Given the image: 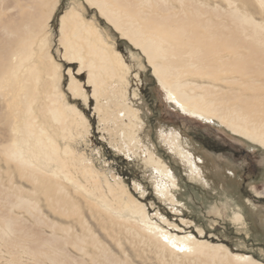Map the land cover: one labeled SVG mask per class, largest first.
<instances>
[{"label": "rangeland", "instance_id": "obj_1", "mask_svg": "<svg viewBox=\"0 0 264 264\" xmlns=\"http://www.w3.org/2000/svg\"><path fill=\"white\" fill-rule=\"evenodd\" d=\"M53 1L56 7L39 36L45 39L47 54L60 64V76L56 77L58 102L72 106L74 111H67L62 124L49 118L45 128L58 146L63 170L72 183L62 179V169L57 180L64 184L67 197L62 192L56 194L54 181L29 183L18 176L16 168L6 167L0 152V264H203L157 248L144 231L94 208L88 196L99 194L113 205L119 204V197L122 202L137 201L163 229L188 233L205 244L249 255L264 264V147L233 132L227 119L187 113L170 102L146 57L121 38L95 8L83 0ZM107 1L108 7L125 10L129 16L139 12L148 14V22L183 25L186 33L181 38L192 47L198 46L199 69L200 59L207 57L209 43L215 40L229 44L219 55H229L230 68L241 57L251 71L250 77L264 80V75L255 72L256 68L264 71V29L256 28L258 35L252 37L253 27L230 12L238 8L237 13L264 27V0ZM13 2L0 0V47L8 39L7 27L16 18ZM69 8L94 26L112 57L121 61L116 64L121 80L102 73L103 83L94 84L88 80L86 68L79 71L78 62L62 60L59 16ZM213 32L228 37L230 42H221ZM188 48L184 45L183 51ZM68 68L81 89V95L75 98L67 89ZM190 79L203 85L204 94L220 112L234 115L237 110L248 111L238 99L243 86L236 92L233 89L239 88L237 83L213 81L203 74L191 75ZM125 106L134 110L137 118L117 117ZM259 109L264 111V106ZM261 113L257 117H264ZM161 130H172L180 136V146L192 154L195 170L161 136ZM128 131L132 132L130 137ZM148 157L159 159L171 170L176 187L169 185V189L174 200L159 194V175ZM49 163L60 164L59 160ZM9 174L14 179L10 180ZM14 193L32 197L35 209L27 212L13 207ZM237 213L242 216L238 220ZM7 218L11 219L9 229H2ZM74 242L83 250L75 248ZM227 261L237 264L230 258Z\"/></svg>", "mask_w": 264, "mask_h": 264}, {"label": "bare ground", "instance_id": "obj_2", "mask_svg": "<svg viewBox=\"0 0 264 264\" xmlns=\"http://www.w3.org/2000/svg\"><path fill=\"white\" fill-rule=\"evenodd\" d=\"M83 1L95 8L121 38L126 39L146 57L152 68V75L170 102L175 103L187 113L199 116L216 115L218 119H227L233 132L240 133L264 147V120H261L264 117L263 115L257 117L264 112L263 109H259L264 106V93H262L264 92V80L250 77L251 71L242 64L245 60L241 61V57H237L235 64L230 68L229 55H219L221 51L229 48V44L221 45L218 41H210L208 55L204 60L200 59L202 67L199 69L197 67L199 63L196 61L198 60L196 56L199 51L198 46L192 47V44H186L181 38L186 33V30L182 28L183 25H169L157 20L148 22L149 17H145L148 14L143 16L139 12L137 13L139 16L136 13V16H129L125 10L108 7L107 0ZM148 2L149 0H142L140 3L147 4ZM13 3L16 8V18L7 27L8 39L0 47V152L4 156L6 167L16 168L21 179L34 184L54 181L57 185L56 194L62 192L63 196L67 197L64 184L57 180L60 176L58 174L62 169L64 174H60H63L64 181L72 180V178L63 170L65 164L58 156V146L51 134L46 131L45 123L51 119L58 122L61 120L62 124L67 111H74V108L64 103L61 106L58 102L56 92L59 91V87L56 77L60 76L58 73L60 64L47 54L44 50L45 39L39 36L40 28L51 17L56 2L53 0H14ZM34 9L37 11H33ZM237 9L231 8L230 12L241 23L250 24L254 30L251 36L256 37L258 35L256 28L264 29V27L253 18L237 13ZM151 10L154 11L152 6ZM58 31L63 47L62 60L70 64L78 62L79 71L86 68L90 82L103 83L102 73L119 77L121 80L116 67V64H120L121 61L112 57V52L107 48L98 31L73 8L66 9L59 16ZM211 34L220 36L221 42H230L228 37H223L222 34L217 32ZM184 45L189 46V51H183ZM261 51L263 52V49ZM262 52L261 54H264ZM114 53L117 57L119 56L117 51ZM67 72L70 77L67 89L75 98L81 95V89L73 79L70 68ZM255 72L264 75V71L260 68H256ZM233 73L237 75L232 76ZM194 74H203L213 81L222 83H237L239 88L233 89L236 92H239L240 87L243 86L238 99L243 101L249 112L237 110L236 114L232 112L234 115L220 112L213 101L204 94L203 85L190 79V76ZM94 87L96 91V85ZM218 111L219 115L215 114ZM119 116L120 119L123 117L129 119L130 116L137 118L136 112L128 106L118 111L117 117ZM251 119L259 120L252 121ZM128 133V136H131L132 132L128 131ZM161 136L177 150L176 152L192 170L196 169L192 154L180 146L181 138L178 134L172 130H161ZM148 159L153 161L156 167L154 170L159 175L160 184L157 186L159 194L174 200L169 189V185L176 187L171 170L159 159L150 157ZM58 160L59 165L48 166L49 161ZM8 178L14 179L11 174ZM76 189L79 188L76 187ZM86 192L89 193L87 190ZM14 196V201L11 203L13 207L23 208L27 212H30L32 208L35 209L32 197L19 193H14ZM88 197L90 205L94 208L101 210L110 218H113L110 216L112 213L116 220L121 219L133 227L136 226L137 230L144 231L157 248L167 250L175 257L180 254L181 257L191 261L195 259L203 264H228V258L237 264H263L249 255L232 254L226 248L221 249L219 246L205 244L188 233L179 234L163 229L149 218L147 212L137 201L122 202L119 197L117 198L119 204L113 205L101 194ZM241 217L239 213L235 214L236 220ZM10 223V218L4 219L1 228L9 229ZM45 243L48 242L45 241ZM73 246L80 251L83 250V247L75 242Z\"/></svg>", "mask_w": 264, "mask_h": 264}]
</instances>
